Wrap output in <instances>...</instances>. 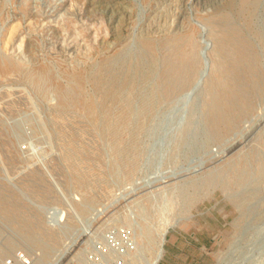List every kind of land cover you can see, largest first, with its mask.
Wrapping results in <instances>:
<instances>
[{"label":"rangeland","instance_id":"374dc122","mask_svg":"<svg viewBox=\"0 0 264 264\" xmlns=\"http://www.w3.org/2000/svg\"><path fill=\"white\" fill-rule=\"evenodd\" d=\"M152 263L264 264V0H0V264Z\"/></svg>","mask_w":264,"mask_h":264},{"label":"bare ground","instance_id":"6f19581e","mask_svg":"<svg viewBox=\"0 0 264 264\" xmlns=\"http://www.w3.org/2000/svg\"><path fill=\"white\" fill-rule=\"evenodd\" d=\"M162 242V241H161ZM162 251H163V249L162 248H160L158 251H156L155 253H154V256H153V260H152V262L154 261V262H156L157 261V259L162 255ZM153 264V263H152Z\"/></svg>","mask_w":264,"mask_h":264}]
</instances>
